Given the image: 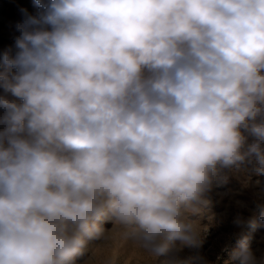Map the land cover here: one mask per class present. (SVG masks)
<instances>
[{
  "label": "clouds",
  "instance_id": "clouds-1",
  "mask_svg": "<svg viewBox=\"0 0 264 264\" xmlns=\"http://www.w3.org/2000/svg\"><path fill=\"white\" fill-rule=\"evenodd\" d=\"M33 2L0 57V264H77L107 222L185 264L219 170L264 175V0Z\"/></svg>",
  "mask_w": 264,
  "mask_h": 264
},
{
  "label": "rangeland",
  "instance_id": "rangeland-1",
  "mask_svg": "<svg viewBox=\"0 0 264 264\" xmlns=\"http://www.w3.org/2000/svg\"><path fill=\"white\" fill-rule=\"evenodd\" d=\"M22 10L35 15L38 11L33 0H0V57L14 49L19 34L16 25L24 19ZM2 69V64H0ZM209 204L195 217L202 233L198 249L185 250L180 258L185 264H195L202 256L207 264H229V252L242 237H249L258 258L264 257V175H257L254 163L240 169H221L207 194ZM243 219L242 227L234 221ZM103 236L90 241L77 264H158L150 255L125 235V229L115 222L103 224Z\"/></svg>",
  "mask_w": 264,
  "mask_h": 264
}]
</instances>
